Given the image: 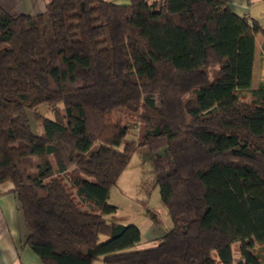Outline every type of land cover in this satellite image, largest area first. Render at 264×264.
I'll list each match as a JSON object with an SVG mask.
<instances>
[{
    "label": "trees",
    "instance_id": "16d2710c",
    "mask_svg": "<svg viewBox=\"0 0 264 264\" xmlns=\"http://www.w3.org/2000/svg\"><path fill=\"white\" fill-rule=\"evenodd\" d=\"M258 33L227 0L0 9V183H12L24 242L43 264H233L234 243L236 264H262L252 250H264V72L250 89ZM143 146L171 228L137 249L140 230L106 217Z\"/></svg>",
    "mask_w": 264,
    "mask_h": 264
},
{
    "label": "crops",
    "instance_id": "0c3cea01",
    "mask_svg": "<svg viewBox=\"0 0 264 264\" xmlns=\"http://www.w3.org/2000/svg\"><path fill=\"white\" fill-rule=\"evenodd\" d=\"M48 0H0V9L13 16H35L45 10ZM114 4H126L128 0H102ZM230 10L238 16H246L264 32V0H227ZM264 72V35L258 33L254 40V61L250 89H257ZM109 222L111 217H106ZM124 224L123 222H120ZM170 229V228H169ZM137 249L153 248L164 235L163 230L143 232ZM27 231L19 210L13 185L6 181L0 183V264H43L25 244ZM93 264H104L96 260Z\"/></svg>",
    "mask_w": 264,
    "mask_h": 264
},
{
    "label": "rangeland",
    "instance_id": "374dc122",
    "mask_svg": "<svg viewBox=\"0 0 264 264\" xmlns=\"http://www.w3.org/2000/svg\"><path fill=\"white\" fill-rule=\"evenodd\" d=\"M216 72L217 67L210 68V80H213ZM39 108L41 112L51 116L50 113L44 111L43 105ZM122 121L125 122L124 119ZM31 124L33 131L39 133L32 120ZM132 132L137 133V128ZM132 132L124 143L131 141ZM160 154L162 155L163 151ZM108 203L116 207V212L108 216L114 223L132 224L138 229H142L144 233L163 230L165 234L169 231L171 228L170 214L160 200L153 160L147 147H138L132 154L127 166L120 174L116 186L110 190ZM104 240L106 239L101 238L100 242ZM239 247V243L232 245L233 264H236L240 259ZM252 250L264 264L263 246L253 242Z\"/></svg>",
    "mask_w": 264,
    "mask_h": 264
}]
</instances>
